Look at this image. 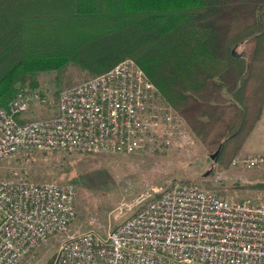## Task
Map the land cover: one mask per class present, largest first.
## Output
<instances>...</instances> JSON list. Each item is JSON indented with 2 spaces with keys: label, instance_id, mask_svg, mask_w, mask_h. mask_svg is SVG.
<instances>
[{
  "label": "built area",
  "instance_id": "obj_1",
  "mask_svg": "<svg viewBox=\"0 0 264 264\" xmlns=\"http://www.w3.org/2000/svg\"><path fill=\"white\" fill-rule=\"evenodd\" d=\"M44 99L19 88L7 107L0 105V162L29 150L157 151L183 123L129 58L61 90L54 115L22 117ZM231 165L264 167V153L237 155ZM133 207L104 234L87 229L62 241L52 264H264V202L177 182L138 194ZM75 216L72 184L0 177V264H19Z\"/></svg>",
  "mask_w": 264,
  "mask_h": 264
},
{
  "label": "trees",
  "instance_id": "obj_2",
  "mask_svg": "<svg viewBox=\"0 0 264 264\" xmlns=\"http://www.w3.org/2000/svg\"><path fill=\"white\" fill-rule=\"evenodd\" d=\"M5 17L0 105L42 71L99 74L132 59L206 150L227 165L264 105V0H63ZM26 88V89H27Z\"/></svg>",
  "mask_w": 264,
  "mask_h": 264
},
{
  "label": "rangeland",
  "instance_id": "obj_3",
  "mask_svg": "<svg viewBox=\"0 0 264 264\" xmlns=\"http://www.w3.org/2000/svg\"><path fill=\"white\" fill-rule=\"evenodd\" d=\"M62 3L63 0H0V27L5 17L66 9ZM94 76L72 64L58 72H40L32 90L44 94L45 99L33 103L25 119L54 115L61 90ZM263 123L260 118L253 133L256 139L250 137L243 151L235 156L264 153ZM171 140L168 147L157 151L144 148L134 153L84 154L29 150L23 156L0 162L2 178L54 181L75 188L76 216L67 230L41 243L19 264H52L62 241L87 229L106 233L135 209L130 206L138 194L177 182L196 183L229 200L264 202V167L231 165L235 156L229 164L220 165L210 157L215 150H206L184 121L174 129Z\"/></svg>",
  "mask_w": 264,
  "mask_h": 264
},
{
  "label": "crops",
  "instance_id": "obj_4",
  "mask_svg": "<svg viewBox=\"0 0 264 264\" xmlns=\"http://www.w3.org/2000/svg\"><path fill=\"white\" fill-rule=\"evenodd\" d=\"M25 116H26V114H24V115H22V117L25 119ZM260 118H262V119H264V105H263V109H262V113H261V117ZM263 125H264V123H263ZM255 128H256V126L254 127V129L252 130V132L250 133V135H249V137L247 138V140H246V142L248 141V139L250 138V137H252V139H256L255 138V136H254V130H255ZM254 133V134H253ZM258 137V136H257ZM259 138V137H258ZM246 144V143H245ZM244 144V145H245ZM241 151H243L242 149H241Z\"/></svg>",
  "mask_w": 264,
  "mask_h": 264
},
{
  "label": "water",
  "instance_id": "obj_5",
  "mask_svg": "<svg viewBox=\"0 0 264 264\" xmlns=\"http://www.w3.org/2000/svg\"><path fill=\"white\" fill-rule=\"evenodd\" d=\"M218 154H219V148H217L211 155L210 157L213 158V159H217L218 157Z\"/></svg>",
  "mask_w": 264,
  "mask_h": 264
}]
</instances>
